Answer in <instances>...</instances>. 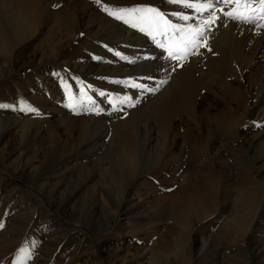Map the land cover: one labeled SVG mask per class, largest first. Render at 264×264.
I'll return each mask as SVG.
<instances>
[{
  "label": "rangeland",
  "instance_id": "rangeland-1",
  "mask_svg": "<svg viewBox=\"0 0 264 264\" xmlns=\"http://www.w3.org/2000/svg\"><path fill=\"white\" fill-rule=\"evenodd\" d=\"M234 4L223 12L217 9L218 15L225 16ZM136 5L167 13L173 23L184 26L185 41L171 28L126 16L144 28L142 36L149 38L153 31L169 37L155 46L160 56L139 57L143 74H128L132 94L120 95L113 87L121 78L105 68L114 52L109 44L118 39L117 18L110 13ZM253 5L259 6V0H252ZM178 11L190 20L200 15L169 0H0V105L7 106L0 107V264H147L152 256L161 259L157 264H264V101L252 114L250 99H244L253 93L255 72L264 71V37L255 52L254 39L241 28L217 19L205 24L210 14L191 26L199 28L200 35L171 15ZM17 17L24 21V30L13 37ZM218 39L223 40L219 50ZM234 42L243 61L254 57L241 80L232 66L216 59L217 54L225 57ZM182 52L201 59L211 71L208 77L190 74L189 67L181 70ZM51 60L57 64L43 69ZM154 66L158 68L151 76ZM149 75L162 83L154 86L157 92L179 78L169 101L159 98L156 106L146 102ZM239 86L246 92L237 97ZM234 101H247L244 117L235 126L225 112ZM95 104L101 106L95 112L102 122L93 132L84 128L79 133V120ZM125 119L128 124L122 123ZM125 125L140 151L133 163L121 161V166L109 147L114 149L112 141L125 138ZM259 130L262 135L254 141L252 135ZM49 145L46 159L43 154L40 158L43 168L22 173V165H34L37 146L45 150ZM13 149L21 156L5 166L2 162ZM250 180L259 186L257 207L245 231L234 235L226 222L243 210L239 192ZM44 181L48 184L41 192ZM73 194V202L64 203ZM132 200L140 205L129 218L121 210ZM62 202L68 205L66 211ZM57 223L62 226L56 228ZM204 240L208 245L202 247ZM178 243L181 249L176 251ZM163 248L164 254L152 255Z\"/></svg>",
  "mask_w": 264,
  "mask_h": 264
},
{
  "label": "bare ground",
  "instance_id": "bare-ground-1",
  "mask_svg": "<svg viewBox=\"0 0 264 264\" xmlns=\"http://www.w3.org/2000/svg\"><path fill=\"white\" fill-rule=\"evenodd\" d=\"M213 0V5L214 7L212 9H208L204 12V15H202L200 13L199 16H194V19L193 20H190V21H187L186 22V25L188 26H193L196 27V25L198 23L197 22V19L199 18H204L206 16V18H208V16L214 11L215 12V15L217 18V21L219 20V22L223 23L224 25H226L227 27H230V28H241L243 30V32L245 33V35L249 38H253L255 43L253 44L254 46V50L255 52L257 51V48L258 46L260 45L261 43V40L263 39L264 37V13H261L260 11V8L259 6H254L255 9L257 8L256 11L251 12L253 10H251V8H253V6H251L250 8L248 9H244V5L241 4L240 6H237L236 4L235 5V9H238L240 10V14H243V15H247V16H255L256 19H254L253 21L251 22H244L242 20H239V19H232L230 17L228 18H224L226 17L225 16H219L218 15V10L219 8H222V9H226L227 8V4H225L223 2V0H218V1H215ZM147 1H144L142 2L141 4H145ZM256 4V3H255ZM244 7V8H243ZM233 8L231 7H228V11H232ZM251 10V11H250ZM223 12V11H221ZM226 13V11L224 12ZM223 14V13H222ZM19 15V14H17ZM210 18V17H209ZM21 23H24V21L20 18L17 17V22L15 21V24H13V27L15 30L14 34H13V37L14 36H17L18 37V34L21 32V30H24L23 27L24 25H22ZM115 23V26L118 28V39L117 40H114V42H111L109 45L112 49L113 54L111 56H109L108 58V61H106V64H105V68H106V72L108 73H113L117 78H121L120 81H116V86H114V90L116 92V94H132V92L130 93L129 91H132L130 90V88L127 87V75L128 74H131L132 72H136V74H143V71H140V68H139V61L142 59V54H155L156 56H160V51L159 50H156L155 46L158 44L157 42H162L163 39L166 40V38L169 37L168 34H165L164 36L163 35H160V32H156V33H149V38L146 37V33L144 34L145 36H142V31L140 28L138 27H133L134 28H138V29H135L133 30L131 28V25L133 23H125L123 22L122 20L118 21V19H116V22ZM194 24V25H193ZM202 25H204L202 23ZM144 33V32H143ZM148 35V34H147ZM222 39H218V42L216 44V49L219 50L220 46H219V43L221 44V41ZM223 42V40H222ZM0 43H2V41H0ZM106 43H109V42H106ZM223 44V43H222ZM221 44V45H222ZM4 46V44H3ZM2 46V48H3ZM218 46V47H217ZM224 46V45H223ZM225 48V47H224ZM227 49H228V52H227V55L225 57H220L221 55L218 56L217 54V57L216 59L222 64L223 61H224V64L227 65L228 67L232 66V69L236 70L237 73H238V78L241 80V75L243 74L244 70L248 67V65L250 63L253 62L254 60V57L252 56L251 58H249L247 61H243V59H241L237 54V49L238 48V45L236 42H234L233 44L232 43H229V45L227 46ZM186 50V49H185ZM111 51V50H110ZM111 51V52H112ZM223 52V51H221ZM164 53V52H163ZM183 53V52H182ZM180 53V54H182ZM224 53V52H223ZM226 54V53H225ZM255 53H253L254 55ZM189 53L188 52H184L182 56V58H179L178 62L180 61L181 62V70H184L186 68H190V74H194V73H197L200 75V77L202 76L203 78H207L206 75L207 73L211 72L209 71V68H207L205 66V63L204 62H201V59L196 61V58H193V57H190L188 56ZM238 56V57H235V56ZM139 57L141 59H139ZM168 57V56H167ZM195 57V56H194ZM146 58V57H145ZM144 58V59H145ZM157 58V57H156ZM163 59V58H162ZM168 59V58H167ZM164 60V59H163ZM170 60V59H169ZM234 60L233 62L236 63L233 64V62L231 63L230 61ZM157 61V60H156ZM168 61V60H167ZM243 61V62H242ZM141 62V61H140ZM165 62V61H164ZM176 62V61H175ZM179 62V63H180ZM154 63V62H153ZM54 64H57V62L55 60H51V61H46L45 63L42 64V67L43 69L45 68H48ZM61 63H58V65H60ZM142 64V62H141ZM140 64V65H141ZM145 64V63H144ZM147 64V63H146ZM158 64V63H157ZM162 64V63H161ZM232 64V65H231ZM152 64H150L151 66ZM154 65V64H153ZM156 65V64H155ZM177 65V64H175ZM159 66V65H158ZM261 66H263L261 64ZM165 67V66H164ZM151 68V67H150ZM158 67L157 66H154L153 68H151V73L150 75L153 76V70L157 69ZM264 68V67H263ZM166 69V68H164ZM159 70V69H158ZM171 73V71H169ZM145 73V72H144ZM148 73V71H147ZM168 73V71H167ZM263 73V74H261ZM105 74V73H104ZM109 74V75H111ZM112 74V75H113ZM135 74V75H136ZM162 74V73H161ZM101 75V74H100ZM103 75V74H102ZM101 75V76H102ZM134 75V76H135ZM150 75H149V79H150ZM170 75V74H169ZM255 78H254V81L251 80V82L253 83L252 85V89H253V93L252 95H250V97H244V99H250L249 100V103H248V110L250 113L253 114V112H256L257 113V110L256 108L258 106L261 105L262 107V102L264 101V82L262 83V80L264 79V71L263 72H260V74L257 72H255ZM104 76V75H103ZM106 76V75H105ZM158 76H160L158 74ZM171 76V75H170ZM173 77V76H172ZM171 77V78H172ZM254 77V76H253ZM109 78V77H108ZM130 78V77H129ZM147 79V83L145 84L144 82H146L144 80V85L146 86L145 88V95L146 97L144 99H146L147 101L146 102H154L153 105H155V102L159 99V98H163L162 100H168L169 101V98L171 96V93L173 92V89L175 90V87L177 88L178 84H179V78H178V82H176V80L174 81V84L173 82L171 83L169 81V84H167V86H162L163 90L161 92H157L158 89H156V85L161 83V82H156V80L153 81V79L151 78L150 80ZM158 79V78H157ZM160 79V78H159ZM158 79V80H159ZM114 80V79H112ZM111 80V81H112ZM157 80V81H158ZM160 81V80H159ZM172 81H173V78H172ZM193 81V80H192ZM226 81V80H225ZM191 82V80H190ZM129 83V81H128ZM192 83V82H191ZM227 84V82H224ZM239 84V83H238ZM112 85H114L112 83ZM160 85V84H159ZM162 85V83H161ZM164 85V84H163ZM187 86V83L185 84ZM225 85V84H224ZM230 85V83H229ZM131 86V85H130ZM156 86V87H154ZM231 86V85H230ZM132 87V86H131ZM179 87V86H178ZM248 88V87H247ZM136 89V88H135ZM150 89V90H149ZM251 89V90H252ZM139 90H140V87H139ZM235 90L237 91L236 93L238 92H246V87L245 88H241L240 86L239 87H236ZM141 92V91H140ZM185 92V90H184ZM135 94V93H134ZM241 95V94H240ZM244 95V94H243ZM144 96V95H143ZM142 96V97H143ZM235 96H239V93L238 95L235 94ZM246 96V95H245ZM132 97V96H131ZM129 96V98H131ZM134 97V96H133ZM241 99V97H239ZM235 100V98L233 99ZM167 101V102H168ZM166 102V101H165ZM247 102V101H246ZM246 102L243 101L241 104L239 102V104H237V101H234V102H228L227 105H226V108H225V112L229 113L230 114V117L232 118V124L235 126V125H238L241 120H242V117H244V113L246 112ZM159 104V102H158ZM157 104V105H158ZM166 104V103H165ZM156 106V105H155ZM159 106V105H158ZM101 106H97L96 104L94 106H92L90 109H91V112L90 114L87 113V115H85V113L83 115H85L81 120H79V133H81L83 131L84 128L88 129L89 132H93L94 128L100 123L102 122V119L100 118V114L99 112L96 113L95 110L97 109H100ZM124 107V106H122ZM126 107V105H125ZM151 107V106H150ZM154 107V106H153ZM128 108V107H126ZM125 108V109H126ZM89 109V108H88ZM154 111L157 110V107L155 109H153ZM90 111V110H89ZM104 111V110H103ZM134 112V111H133ZM156 113V112H155ZM73 115V114H72ZM152 115V114H151ZM234 115V116H233ZM126 116V115H124ZM130 117V116H129ZM151 117V116H150ZM126 118V117H125ZM105 119V118H104ZM103 119V121H104ZM124 119V118H123ZM129 119V118H128ZM128 119H125L124 121L122 120V123L124 122V124H128ZM264 119V118H263ZM114 122V121H113ZM119 125L121 123H118ZM123 125V124H121ZM247 125H250V124H247ZM246 126V129H250L248 128V126ZM130 126V125H129ZM195 126L196 128L198 129L200 127V120H196L195 121ZM131 127V126H130ZM156 127V126H155ZM124 128L126 130H124L125 133V138L122 140H117V141H112V142H115L116 144V147L114 149L110 148L109 147V154L111 155L112 158H114L116 161H120V165H121V161L123 163L126 164H131L135 161V159L138 157V153L140 151V146L137 144L135 138L133 137L134 134L131 133V129H129L127 127V125L124 126ZM157 129V127H156ZM199 130V129H198ZM8 131V130H7ZM72 131V130H71ZM159 131V128L156 130V134L158 135V132ZM73 132H71L72 134ZM4 135V134H3ZM262 135V131H257L256 133H253L252 135V139L255 141L258 139V137H260ZM136 136V135H135ZM73 137V136H72ZM155 138V137H154ZM153 139V138H152ZM55 140H56V137H55ZM1 141V139H0ZM66 141H70V138L66 139ZM83 140L81 141H78L77 143H75L73 145V147L77 144H79L80 142H82ZM58 142V141H56ZM259 142V141H258ZM39 146V145H38ZM37 146V151H36V160H35V163L34 165H27L26 163L24 165H22L21 167V171L22 173H26L27 171L30 173V172H34L37 168H39V171L41 170L40 168H43V165L41 164L40 162V158L42 156V154L44 155V160L46 159L47 157V152L49 151V149L51 148V146H47L46 149H42L41 147H38ZM77 147V146H76ZM71 151V150H70ZM18 153V154H17ZM219 153V152H217ZM17 154V156L15 158H13L15 155ZM21 155L19 154V149H13L12 151L9 152V154L6 156V158L4 159V161L2 162V164H4L5 166L11 164V163H14L15 160H19L18 157H20ZM39 156V159H37ZM22 159V158H21ZM44 162V161H43ZM66 162V161H65ZM133 165V164H132ZM64 166V165H63ZM122 166V165H121ZM68 167V166H67ZM125 168V167H124ZM132 168V167H131ZM44 170V169H43ZM42 170V171H43ZM63 170V169H62ZM37 171V170H36ZM37 173V172H36ZM39 175V174H38ZM34 179V178H33ZM35 180V179H34ZM48 183H45L42 182L40 183V191H44V187H46ZM259 186H253L251 185V180L250 182L246 185V188H243L240 190L239 192V199H240V202L239 204L241 203L242 206H243V210L242 211H239V213H237L235 215V217L231 218V219H227V222H226V227L227 228H231L232 231H234V235L236 234H240L242 233L243 231H245L244 229H246V226H247V223L249 222V214L254 210V208L257 207V198H258V195L257 193L259 192V189H258ZM38 189V188H37ZM101 190L103 191V195H106V189L101 187ZM229 194V193H228ZM260 194V192H259ZM75 194H73L72 196H69L67 197L65 200H64V203L66 202H73V197H74ZM107 197V196H106ZM126 198V197H125ZM131 200V199H130ZM125 201V200H124ZM71 202V203H72ZM126 202V201H125ZM129 202V201H128ZM62 202V209L66 211L68 205L64 204ZM126 204V203H125ZM135 205L139 206L140 203L138 201H135L133 202L130 201L128 203V206H126V208L124 207V209L121 210V214H123L124 216H128L129 218H133L132 214H131V211H133L136 207ZM256 205V207H255ZM59 209L60 206H57ZM40 209V208H39ZM114 214V213H112ZM120 214V213H119ZM115 216V215H114ZM118 214H117V219H118ZM136 216V214H135ZM120 217V216H119ZM55 221V220H54ZM183 221V222H182ZM182 224H186L187 222L185 220H182ZM55 224V223H54ZM62 225L60 223H57V226L56 228H59L61 227ZM60 230V229H58ZM62 230V229H61ZM63 235V234H62ZM63 237H67V235H63ZM52 239V238H51ZM50 239V240H51ZM51 242V241H50ZM49 242V243H50ZM45 243V241H44ZM207 246L208 245V240H204V242H202V247L204 246ZM180 248V245L178 243V245L176 246V251H178L177 249ZM118 249V248H117ZM205 250V249H204ZM117 252L116 249L113 250V254H115ZM165 253V250L164 248L161 250H158L154 252H152V255H162ZM188 253H191V249L189 248L188 250ZM197 253V252H196ZM199 254V253H198ZM197 256V255H196ZM161 259H156L154 256H152L151 260L147 263V264H157L160 262Z\"/></svg>",
  "mask_w": 264,
  "mask_h": 264
},
{
  "label": "snow or ice",
  "instance_id": "snow-or-ice-1",
  "mask_svg": "<svg viewBox=\"0 0 264 264\" xmlns=\"http://www.w3.org/2000/svg\"><path fill=\"white\" fill-rule=\"evenodd\" d=\"M170 3L177 4L184 8H190L194 9L195 12L201 13L208 9H212L214 7L212 0H208L207 3H201L200 0H195V2H192V0H169ZM225 4L235 3L237 6H240L241 4L244 5L245 8H250L252 5V0H223ZM259 8L262 12H264V0H259ZM223 11V9H220ZM111 15L116 16L117 19L124 20L125 23H129V20H126L125 17H134L137 19L141 24H148L152 25L155 24L158 27H163L165 30L167 28H171L174 32H178L181 34V42L185 41L184 32L185 28L183 25H179L176 23H173L172 20L168 19V14L161 12L158 8L148 6V5H136L129 8H121L118 9L115 12L110 13ZM225 15L229 16L232 19H239L244 22H251L254 19H256L255 16H247L240 14L236 9H233L232 11L224 13ZM172 16L177 17L180 20L188 21L192 19L191 16L185 15L182 12H174L171 14ZM215 12L213 11L211 13V16L208 20L204 21L205 24H210L217 19ZM133 27H137L138 25L136 23L132 24ZM143 31L144 28H141ZM189 32L195 31V33L202 35V31L199 28L192 29L191 26L188 28ZM191 42V41H188ZM161 47L164 45L161 44ZM169 55H173V53L170 51ZM179 58V57H177ZM103 95V93H101ZM0 107H7L6 105H0ZM28 111H34L32 108H28ZM0 227H3L2 224H0ZM23 252L24 250L21 249Z\"/></svg>",
  "mask_w": 264,
  "mask_h": 264
}]
</instances>
